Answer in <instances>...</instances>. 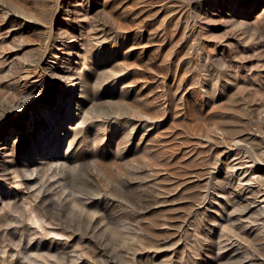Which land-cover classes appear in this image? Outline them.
Returning a JSON list of instances; mask_svg holds the SVG:
<instances>
[{"label":"rangeland","instance_id":"obj_1","mask_svg":"<svg viewBox=\"0 0 264 264\" xmlns=\"http://www.w3.org/2000/svg\"><path fill=\"white\" fill-rule=\"evenodd\" d=\"M92 1L0 0V116L23 89L25 58L39 71L62 28L87 77L66 98L88 94L87 120L59 130H79L71 153L58 150L65 186L63 165L31 176L44 201L0 176V264H247L251 248L229 263L217 244L229 243L224 225H260L248 220L261 217L264 180L246 178H264V14L229 29V0ZM102 9L114 31L100 40ZM42 77L37 105L52 107L58 84ZM24 116L2 117L0 142L29 130Z\"/></svg>","mask_w":264,"mask_h":264},{"label":"bare ground","instance_id":"obj_2","mask_svg":"<svg viewBox=\"0 0 264 264\" xmlns=\"http://www.w3.org/2000/svg\"><path fill=\"white\" fill-rule=\"evenodd\" d=\"M85 1L87 3L89 0ZM263 2L264 0H229L228 11H226L227 13H225L224 16L222 15L227 22L228 27H230L229 29H244L249 27L250 24L255 23V20L259 15L264 14V8L260 10V13L255 15V19L252 22H250L249 18L252 15V11L261 8ZM230 3L232 7H229ZM69 4L70 2H68V5ZM101 4L102 3H100L99 0H93L90 5V10L99 9V7L102 6ZM65 5L67 6V4ZM86 8L87 7H85V9ZM244 10L245 12H243ZM77 11L79 10L75 8V6L71 9H65L67 14L69 12ZM102 11V17L98 19V25L101 32H103L100 35V40L105 39L106 36L114 31L111 30L113 29V23L110 16L103 9ZM88 12V10H85L82 13V19L89 18ZM76 16L77 15L73 17L76 18ZM108 25H110V28L106 27ZM93 27L96 28L97 26ZM58 35L62 38L56 39L52 42L54 49H50V60L45 66L39 67V71L37 70L38 63L35 62L36 58L34 55L25 58L27 61L22 64L23 67L21 71H19V73H21L18 75V80L19 82H22L23 89L17 91L14 99L10 101L9 106L5 108L0 116L1 120L3 116L8 115L14 110L20 114V117L28 115L26 119L22 118L20 120L25 121V123L28 124V127L26 128H29L25 134L22 133V137L10 133V137L14 136L13 139L10 140L8 137L6 141L0 142V176L6 183L13 182L19 187L24 186L27 188V195L31 194L34 196V201H44L42 199L45 197V194L44 190L41 188H36L31 191V184L37 179V176L35 175L32 179L31 176L33 174L41 175L39 171H45L46 169H53L63 165L61 174L57 177V182L59 183V187L65 186V182H67L68 164L66 161H64V163L57 161L60 159L58 150L60 148L69 150L77 139L79 130L71 129V127H64L65 130L63 134H61L59 132L61 127L65 126L66 123H69L70 121L67 120L65 123V120L72 118L71 125H73L74 121L76 124H80L87 120V109L85 108V102H83L84 99L88 98V94L87 92H84L85 89L83 86L87 81V77L85 74L81 73V65L85 66L86 63L85 58H80L78 50L75 49L73 44L67 43L63 38L74 37L75 34L72 33L69 28L59 29ZM78 35H81V33L76 34V36ZM96 39L99 41V37ZM221 40L225 41L226 45H233L235 37L228 34ZM45 52H47V49ZM72 54H75L76 56L71 59ZM42 76L54 77L58 84L56 94L54 95V106L52 107L50 102H45L39 107L37 105L38 100L36 99V95H43L45 92L44 87L43 91H41V83H44ZM28 78L32 79L28 80ZM38 82L40 83L38 84ZM66 82H71L72 86L70 87V90L68 89L69 86L64 87L63 84ZM77 82L83 83L78 99H74V96L71 100L70 98H66L70 92L75 90ZM77 93L78 87L75 94ZM20 137L22 140L20 139L19 141V151L16 153L15 140ZM25 141L28 142L26 143ZM17 157L21 158V162L17 160ZM247 169H249V167H247ZM246 179H253L257 182L264 180L260 175L258 177H254L253 175L251 178L247 177ZM78 193V189H72L69 192V203L72 205L83 206L84 203H82V199ZM224 198L225 201H228L226 196ZM0 199H2V196H0ZM257 205L261 211V217L250 218L248 222L251 224L254 221L260 220V225L255 226L251 224L249 227H247L245 223L224 225L223 232H225L223 234H226L228 239L227 242L229 243H224L225 240L223 239L218 241V248L223 249L218 255L219 258L226 259L229 263H237L240 260L238 259L241 255L240 253H246L251 256L254 255L253 253H248L249 248H251L256 252V255L250 257V261L247 264H264V197L258 201ZM223 234L221 235L223 236ZM221 235L219 234L218 236ZM232 243L242 244L241 246H232ZM239 248L242 250H239ZM233 259H235V261H233Z\"/></svg>","mask_w":264,"mask_h":264}]
</instances>
